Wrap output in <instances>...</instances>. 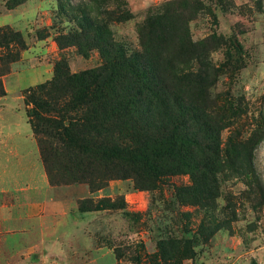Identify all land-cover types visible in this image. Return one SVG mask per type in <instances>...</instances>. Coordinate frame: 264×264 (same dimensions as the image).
<instances>
[{"label": "rangeland", "instance_id": "1", "mask_svg": "<svg viewBox=\"0 0 264 264\" xmlns=\"http://www.w3.org/2000/svg\"><path fill=\"white\" fill-rule=\"evenodd\" d=\"M102 8L125 14L109 28L131 50L139 49L138 28L156 13L171 19L174 43L205 48L219 69L214 91L240 99L244 122L262 130L253 164L264 185V0H0V29L19 31L26 43L0 77L5 91L0 105L25 109L24 90L50 80L60 59L72 72L100 66L98 50L84 56L73 46L59 48L54 38L75 26L79 9L101 17ZM14 116L10 119L18 121ZM230 132L221 130L222 147ZM44 174L49 191L37 178L27 189L16 178L6 179L11 184L0 192V264H162L160 243L170 249L167 240L182 236L185 225L191 229L186 236L193 235V255L168 264H264V201L249 190L248 174L219 176V205L235 216L206 242L194 235L196 213L188 224L174 219L178 210L195 208L179 205L167 183L140 190L131 179H113L90 191L85 183L52 184L45 169ZM169 182L191 180L182 174ZM97 204L101 208L93 209Z\"/></svg>", "mask_w": 264, "mask_h": 264}, {"label": "trees", "instance_id": "2", "mask_svg": "<svg viewBox=\"0 0 264 264\" xmlns=\"http://www.w3.org/2000/svg\"><path fill=\"white\" fill-rule=\"evenodd\" d=\"M120 12L102 8L100 17L79 9L75 26L54 38L59 48L73 46L84 56L98 50L100 66L72 72L60 59L50 80L23 92L43 167L50 183H85L90 191L113 179H131L140 190L167 183L179 205L195 208L192 213L178 210L174 219L188 224L196 213L194 235L206 242L235 216L230 207L219 205L220 175L248 174L249 190L264 201L253 164L262 130L259 134L244 122L240 99L214 91L219 69L205 48L174 43L166 13L145 19L138 28L139 49L131 50L109 28L111 21L126 18ZM24 49L19 31L0 29V77ZM225 127L231 132L222 147ZM182 174L189 175V184L169 182ZM189 232L185 225L182 236H170V249L160 243L162 264L192 257Z\"/></svg>", "mask_w": 264, "mask_h": 264}, {"label": "crops", "instance_id": "3", "mask_svg": "<svg viewBox=\"0 0 264 264\" xmlns=\"http://www.w3.org/2000/svg\"><path fill=\"white\" fill-rule=\"evenodd\" d=\"M8 104L0 105V192L9 190L7 186L11 183L6 180L8 177L16 178V185L26 189L36 185L39 179L46 191H49L38 145L25 109L23 106L14 108ZM21 112L25 117L21 116ZM12 113L16 114L18 121L10 119Z\"/></svg>", "mask_w": 264, "mask_h": 264}]
</instances>
